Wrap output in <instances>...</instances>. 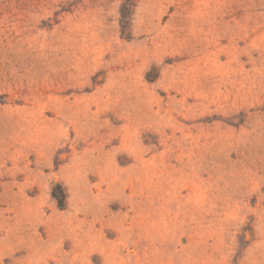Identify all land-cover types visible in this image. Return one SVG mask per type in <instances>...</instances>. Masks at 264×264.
I'll return each mask as SVG.
<instances>
[{
    "label": "rangeland",
    "instance_id": "1",
    "mask_svg": "<svg viewBox=\"0 0 264 264\" xmlns=\"http://www.w3.org/2000/svg\"><path fill=\"white\" fill-rule=\"evenodd\" d=\"M0 264H264V0H0Z\"/></svg>",
    "mask_w": 264,
    "mask_h": 264
}]
</instances>
